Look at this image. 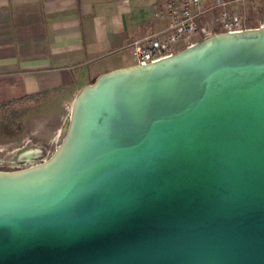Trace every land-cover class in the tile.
<instances>
[{"label":"water","instance_id":"95a60500","mask_svg":"<svg viewBox=\"0 0 264 264\" xmlns=\"http://www.w3.org/2000/svg\"><path fill=\"white\" fill-rule=\"evenodd\" d=\"M59 138L0 171V264H264V27L101 74Z\"/></svg>","mask_w":264,"mask_h":264},{"label":"crops","instance_id":"0c3cea01","mask_svg":"<svg viewBox=\"0 0 264 264\" xmlns=\"http://www.w3.org/2000/svg\"><path fill=\"white\" fill-rule=\"evenodd\" d=\"M160 8L161 0H0V106L38 96L68 115L88 82L133 65L132 41L165 29Z\"/></svg>","mask_w":264,"mask_h":264},{"label":"rangeland","instance_id":"374dc122","mask_svg":"<svg viewBox=\"0 0 264 264\" xmlns=\"http://www.w3.org/2000/svg\"><path fill=\"white\" fill-rule=\"evenodd\" d=\"M243 12L247 18L243 20L247 29L264 24L261 0L246 5ZM215 19L216 15H213L204 20V37L221 33L219 20ZM202 39L203 36L197 37L195 41L200 42ZM184 47H179L177 52ZM58 110L57 106L43 105L40 100L9 109L0 106V171L16 170L24 159L41 162L50 156L60 140V128L70 114L67 115L63 109L58 113ZM36 154L39 156L29 157Z\"/></svg>","mask_w":264,"mask_h":264},{"label":"built area","instance_id":"2783aa9c","mask_svg":"<svg viewBox=\"0 0 264 264\" xmlns=\"http://www.w3.org/2000/svg\"><path fill=\"white\" fill-rule=\"evenodd\" d=\"M259 0H161V8L154 12L156 19L167 20L165 29L145 38L132 41L128 48L134 65H147L172 56L176 45L186 47L197 43V37L205 38L201 20L216 15L220 32L238 33L248 30L243 9ZM264 6V0H261ZM264 27V24L260 25Z\"/></svg>","mask_w":264,"mask_h":264},{"label":"trees","instance_id":"16d2710c","mask_svg":"<svg viewBox=\"0 0 264 264\" xmlns=\"http://www.w3.org/2000/svg\"><path fill=\"white\" fill-rule=\"evenodd\" d=\"M38 96H26L17 100L2 104V108L9 109L17 106H25L26 104L35 102Z\"/></svg>","mask_w":264,"mask_h":264},{"label":"flooded vegetation","instance_id":"af4514ba","mask_svg":"<svg viewBox=\"0 0 264 264\" xmlns=\"http://www.w3.org/2000/svg\"><path fill=\"white\" fill-rule=\"evenodd\" d=\"M32 160H33V159H30V160H26V159H24L23 163H22L20 166H18V167L16 168V170H17V169H20V168L27 167V166L30 165V163H37V162H33Z\"/></svg>","mask_w":264,"mask_h":264}]
</instances>
